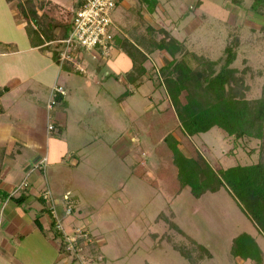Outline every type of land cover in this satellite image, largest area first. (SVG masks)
Masks as SVG:
<instances>
[{"label":"rangeland","instance_id":"1","mask_svg":"<svg viewBox=\"0 0 264 264\" xmlns=\"http://www.w3.org/2000/svg\"><path fill=\"white\" fill-rule=\"evenodd\" d=\"M61 1L65 2V7L61 9L51 0L8 1V7L13 10L10 15L14 22L12 36L18 35V44L28 38L26 23L35 26L25 18L30 17L33 8L39 13L42 25L53 33V40L56 37L65 38L70 33L71 13L76 5L75 0ZM238 1L236 4L233 0H201V5L196 8L198 0H159L155 13L150 14L140 0H123L112 12V31L130 39L127 30L132 29L136 22L129 21L124 12L141 6L146 24L161 32H157L158 38H175L197 56H188L193 67L202 56L222 59L232 35H239L240 46L233 66L242 70L248 65L253 70V76L248 74L246 79L250 86L248 97L257 98L264 85V18L249 9L252 0ZM22 8L27 12L26 16L22 14ZM18 26L22 31H18ZM54 47V44L49 46L52 50ZM15 48L13 45L12 49ZM91 56L87 54L86 63H83L86 73L67 66L59 73L58 85L69 91L66 100L72 99L73 111L78 119L68 130L70 147L61 138V141L54 137L50 139L45 171L56 203L73 208L63 220L64 231L69 234H76L78 230L89 231L99 244L101 256L96 259L88 253V246L82 244V252L78 251L76 255L65 249L61 252L64 254L61 262H54L59 251L51 245L43 250L35 242L42 233L37 227L27 244L29 254L21 256L24 263L190 264L167 240L160 239L165 233L171 235L174 241H188L171 230L165 220H157L159 214L164 213V219L167 216L174 220L188 236L213 253V258L205 259L201 264H238L230 252L232 239L242 232H254L256 228L238 206V199L232 197L226 188L196 198L187 185L181 194L172 197L162 185L152 186L135 173L142 163L149 177L156 178L160 159L153 151L148 135L150 129L144 126L142 117L147 110L168 107L166 89L161 84L157 85L155 79L158 70L172 57L160 50L149 54L145 63L148 69L146 76L140 82L131 83L126 77L131 62L122 50L114 47L107 59L100 55L99 60H95ZM31 59L26 60L31 63L34 61ZM37 59L44 61L39 57ZM11 60L25 59L13 57ZM45 60L51 61L52 57ZM44 88L46 93L47 88ZM121 95L131 111L121 107ZM182 100L185 102L184 98ZM78 122H81L80 126ZM80 127L85 129L82 136H79ZM130 133L137 134L139 142L133 140L131 146L121 144L122 138L132 136ZM190 138L215 170L236 164H252L260 156L264 158V148L259 140L236 141L218 126ZM24 147L23 156L26 157V144ZM7 149L10 150V145ZM16 162V170L22 173L23 159L18 158ZM64 167L67 168L65 172L62 171ZM13 187L14 184L9 185L8 190L14 189L13 193L20 190H16L19 184ZM10 204L0 205L1 221L4 220V210L16 205L15 202ZM39 209V205L31 208L32 219L35 217L33 212ZM71 217L68 221L67 218ZM2 227L0 223V246L2 238L7 237ZM49 238L54 240L52 234ZM259 238L264 251V236ZM8 240L15 245V240ZM54 241L60 250L61 240Z\"/></svg>","mask_w":264,"mask_h":264},{"label":"trees","instance_id":"2","mask_svg":"<svg viewBox=\"0 0 264 264\" xmlns=\"http://www.w3.org/2000/svg\"><path fill=\"white\" fill-rule=\"evenodd\" d=\"M86 1L75 0L74 10ZM140 1L146 5L150 14L155 13L159 0ZM121 2L123 0H118L117 5ZM233 2L238 4L239 1L233 0ZM200 5L201 0H198L196 8ZM33 9L30 17H25L35 25L33 27L26 23L29 38L31 41L38 39L39 45L44 44L43 38L47 41L53 40V33L42 25L39 13ZM249 9L264 18V0H252ZM21 12L27 14L23 8ZM124 14L129 21L136 22L132 29L127 30L130 39L114 33V47L122 50L131 62V68L126 73L127 81L140 82L146 76L148 69L145 63L149 54L160 50L172 57L158 70L155 79L157 85L161 84L166 89L169 105L164 110H147L142 117L144 126L150 129L149 136L154 152L160 159L156 168V178L149 177L143 164H139L135 173L152 186L162 185L172 197L181 194L187 185L196 198L226 188L232 197L238 199L237 204L242 212L264 236V158L259 154L260 158L256 163L236 164L215 170L200 153L193 138H190L218 126L236 141L256 139L264 148V85L259 97H248L250 86L246 79L248 74L253 76V70L248 65L242 70L233 66L237 59L240 36L232 35L224 49L222 59L213 60L202 56L197 59V65L193 67L188 56L193 55L195 58L197 56L191 54L185 44L175 38H158L159 31L146 24L141 6L126 9ZM53 57L58 61L56 54H53ZM7 89L8 87H5L0 90V95ZM64 96L58 94L54 99L55 104L66 105ZM121 99H123L122 95ZM6 199L21 206L26 201L27 195L23 193L14 197L0 189V200ZM39 200L43 207L34 218L35 225L48 237L52 234L54 240H61L60 252L65 251L62 234L54 227L55 219L48 201L44 198V191ZM45 212L51 217L48 229H45L40 222ZM163 215L164 213H160L157 220H165L171 230L181 234L188 241H174L171 235L165 233L160 239L167 240L190 264H200L205 259L213 258V253L206 246L188 236L174 220L166 215L167 219H164ZM98 245L97 240L87 244L88 253L96 259L101 256ZM230 252L236 259L251 260V264H264L263 251L249 233L242 232L234 237Z\"/></svg>","mask_w":264,"mask_h":264},{"label":"crops","instance_id":"3","mask_svg":"<svg viewBox=\"0 0 264 264\" xmlns=\"http://www.w3.org/2000/svg\"><path fill=\"white\" fill-rule=\"evenodd\" d=\"M51 1L59 9L65 7V2L61 0ZM8 5L9 2L7 0H0V90L8 87L7 91L0 95V189L7 191L10 196L13 195L14 197L24 193L27 195V199L21 206L16 204L15 207L13 206L14 208L10 206L9 210L5 209L3 213L4 220L1 221L2 217L0 216V223L3 225L2 230H4V235H7L1 241L0 264H25L21 256L29 254L27 244L29 238L32 237L34 230L37 228L34 219L31 218V208L39 205L40 211L43 206L39 197L43 191L50 189L46 171L43 172L34 168L35 164L43 157H47L49 161L48 152L50 153V151L48 150L52 137L58 138L57 140L59 141H61L59 138L63 139L66 145L70 147L68 130L73 123L75 124V119H78L76 117L78 115L75 116L74 114L72 99L71 101L66 100L69 94L68 90H66L67 94L64 96L66 105L56 103L51 110L47 107L51 99V90L54 85L59 84V73L63 69L54 59L53 50L49 46H53L52 42L60 40L63 37H56L52 41H47L43 38L44 44L39 45L38 39L31 41L28 35V38H24L18 44V40L16 39L18 35L12 36L11 27H13L12 24L14 22L10 15H12L13 10L11 11ZM71 9H69L70 13ZM19 27L18 31H22ZM13 45L16 47L14 50L12 49ZM13 57H21L25 60L12 61L11 58ZM29 57L34 61L28 63L26 59ZM38 57L44 61L42 62L37 59ZM49 57H52V60L46 61L45 58L48 59ZM43 86L47 88L46 93L43 92ZM120 105L123 109L132 110L125 99L120 100ZM154 109L158 110L157 108ZM51 122L57 126V131L53 132L48 129ZM78 123L80 126L81 122ZM80 128L81 132L79 136H82L85 129L83 127ZM130 135H132L130 138H122L120 143L131 146L134 143L133 140L139 142L137 134L130 133ZM24 144H26V157L23 156L24 149H22V146L25 148ZM9 145L10 150L7 149ZM18 158L23 159L24 170H22V173L16 170V159L18 160ZM66 169L64 167L62 171L65 172L64 170ZM24 179H27V188L19 190L17 193H13L14 189L9 188L8 190L9 185L14 184L13 188H16L15 186L20 184ZM10 202L13 201L9 199L0 200V205L4 207L10 204ZM56 204L59 215L65 218V206L61 202H57ZM59 208H61V211ZM39 211L33 212L32 215L36 216ZM49 217L50 215L45 212L40 218V222L45 229L50 227L51 220ZM71 219L72 217L67 218L68 221H71ZM255 228L256 230L254 232L250 231L249 234L252 233L251 235L260 245L259 236L262 234L259 233L256 226ZM42 235L43 233L36 237L37 241L35 242L39 243L43 250L47 249L46 247L49 245L55 249L57 248L59 252L57 251L58 255H55L54 262H61L60 260L64 257V254L60 252L58 244L56 245L55 241L45 234L43 236L46 239L43 240ZM8 238L15 240V245L9 243ZM260 248L262 249L261 245ZM237 260L238 264H251L252 262L251 260Z\"/></svg>","mask_w":264,"mask_h":264},{"label":"built area","instance_id":"4","mask_svg":"<svg viewBox=\"0 0 264 264\" xmlns=\"http://www.w3.org/2000/svg\"><path fill=\"white\" fill-rule=\"evenodd\" d=\"M118 0H87L72 13L70 21V33L60 40L52 42L55 45L53 54L58 57L60 67L69 66L79 72L86 73L87 69L83 66L86 63V55L91 54L92 59L99 60L101 55L108 58L114 49V33L112 31V12L117 5ZM58 94L65 95L66 91L60 85H54L52 88L51 99L47 105L51 110L55 105V97ZM50 131H57L54 123L48 126ZM47 157L41 158L35 167L39 171L45 172ZM27 179H24L19 188L27 186ZM44 198L48 201L51 214L55 219L54 227L61 232L65 249L70 253L78 254L82 252V244L86 245L94 242L92 234L87 230H78V232L69 234L64 231V218L59 215L58 208L50 189L44 191ZM65 216L72 213L71 206H65ZM75 258V257H74ZM77 258V256H76Z\"/></svg>","mask_w":264,"mask_h":264}]
</instances>
